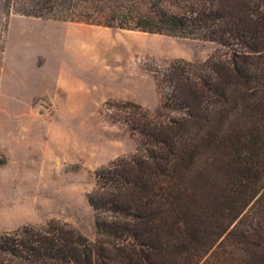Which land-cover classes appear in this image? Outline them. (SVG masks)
Returning a JSON list of instances; mask_svg holds the SVG:
<instances>
[{
  "label": "trees",
  "instance_id": "trees-1",
  "mask_svg": "<svg viewBox=\"0 0 264 264\" xmlns=\"http://www.w3.org/2000/svg\"><path fill=\"white\" fill-rule=\"evenodd\" d=\"M20 2L27 16L218 48L164 68L160 116L123 103L142 142L95 173V240L56 219L23 225L0 236V264H264V0L153 1L150 14L119 24L95 20L79 0Z\"/></svg>",
  "mask_w": 264,
  "mask_h": 264
},
{
  "label": "rangeland",
  "instance_id": "rangeland-1",
  "mask_svg": "<svg viewBox=\"0 0 264 264\" xmlns=\"http://www.w3.org/2000/svg\"><path fill=\"white\" fill-rule=\"evenodd\" d=\"M79 0L105 22L132 23L151 2ZM0 0V236L23 225L67 222L97 237L88 194L96 171L135 153L142 136L127 123L131 106L163 110L164 68L199 64L218 44L201 37L149 33L23 15L20 0ZM210 255H208V258ZM211 260V259H210ZM213 260V259H212Z\"/></svg>",
  "mask_w": 264,
  "mask_h": 264
}]
</instances>
